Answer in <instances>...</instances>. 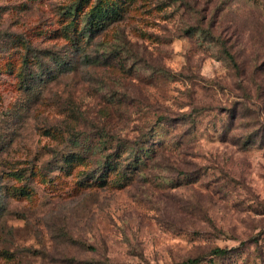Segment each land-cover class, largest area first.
I'll return each mask as SVG.
<instances>
[{
	"label": "rangeland",
	"instance_id": "obj_1",
	"mask_svg": "<svg viewBox=\"0 0 264 264\" xmlns=\"http://www.w3.org/2000/svg\"><path fill=\"white\" fill-rule=\"evenodd\" d=\"M194 257L264 264V0H0V264Z\"/></svg>",
	"mask_w": 264,
	"mask_h": 264
},
{
	"label": "trees",
	"instance_id": "obj_2",
	"mask_svg": "<svg viewBox=\"0 0 264 264\" xmlns=\"http://www.w3.org/2000/svg\"><path fill=\"white\" fill-rule=\"evenodd\" d=\"M91 22L89 21H86V25H85V29L82 30L81 29V32L80 33H84L85 30H92V26L89 25ZM228 252V249H225V248H221V247H215L211 250V254L213 255H217V256H220V255H224ZM201 259L199 257H194V258H189L185 261H182V262H178V263H175V264H197L199 263Z\"/></svg>",
	"mask_w": 264,
	"mask_h": 264
}]
</instances>
